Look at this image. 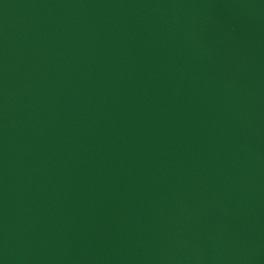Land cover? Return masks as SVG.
<instances>
[{"label": "water", "instance_id": "water-1", "mask_svg": "<svg viewBox=\"0 0 264 264\" xmlns=\"http://www.w3.org/2000/svg\"><path fill=\"white\" fill-rule=\"evenodd\" d=\"M0 264H264V0H0Z\"/></svg>", "mask_w": 264, "mask_h": 264}]
</instances>
